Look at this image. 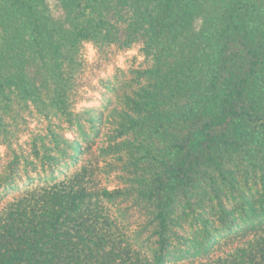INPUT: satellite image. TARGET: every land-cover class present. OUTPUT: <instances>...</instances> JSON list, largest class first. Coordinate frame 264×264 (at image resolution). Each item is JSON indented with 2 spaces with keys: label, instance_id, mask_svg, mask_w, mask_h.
Wrapping results in <instances>:
<instances>
[{
  "label": "trees",
  "instance_id": "obj_1",
  "mask_svg": "<svg viewBox=\"0 0 264 264\" xmlns=\"http://www.w3.org/2000/svg\"><path fill=\"white\" fill-rule=\"evenodd\" d=\"M86 43L152 65L70 173L83 144L55 120L97 126L77 111ZM25 113L46 124L28 150ZM0 137V264H264V0H0ZM221 229L240 242L215 255Z\"/></svg>",
  "mask_w": 264,
  "mask_h": 264
},
{
  "label": "rangeland",
  "instance_id": "obj_2",
  "mask_svg": "<svg viewBox=\"0 0 264 264\" xmlns=\"http://www.w3.org/2000/svg\"><path fill=\"white\" fill-rule=\"evenodd\" d=\"M84 52L86 63L78 77L77 83L78 89L80 88L82 92L81 95H77L76 97V99H81L77 111L85 114L87 117L94 118L97 126L96 128L92 127L89 121L84 120L85 117L81 118V120H84L83 124L89 135V140L85 141L78 127H74V130L78 134L73 135L67 130L69 126L66 123L54 119L57 125L62 126L59 131L62 133L67 131V137L70 139L77 137L83 144L84 153L79 155V162L77 164L70 165V173L81 167L88 159H93V161L96 159H103L100 155V148L103 147L106 142L103 133L106 132L107 128L105 127L106 125L101 123L100 119L105 117L104 121L106 122L110 110L114 107H123L122 97L124 94H133L134 91H137L139 85L134 71L141 68L147 69V67L152 65V59H147L144 56L141 46L138 44L124 49L111 46L107 50H100L92 43H86ZM146 82L147 79H144L143 85ZM24 115L28 121V125H23V127L28 126V128L24 131L23 128H21V124L18 129L16 128V132L18 133L16 134L17 140H14V147L18 148L21 145L24 149L28 150L31 146L28 144L31 140L30 129L38 133L45 130L46 124L36 114L31 115L25 113ZM105 124L110 126L108 122ZM100 131H102L101 134H99ZM2 141L0 137V175L5 172L9 164L8 162L12 159L10 149ZM24 171L25 164L20 172L22 178L26 177V172ZM122 173L120 168L116 169V171L111 174V181H108L107 185L112 189L119 185V181L115 177ZM108 177L109 176L105 175V179H108ZM50 178L51 172H44L42 175L43 181L41 180L40 183L52 181ZM59 179H62V176H60ZM19 184L20 180L18 181V185L17 182H15L13 188L1 194V208L20 193V189L18 188ZM234 239H238L237 236L230 234L227 230L221 229V231L216 234V240L211 246L212 253L219 255L229 251L240 242Z\"/></svg>",
  "mask_w": 264,
  "mask_h": 264
}]
</instances>
